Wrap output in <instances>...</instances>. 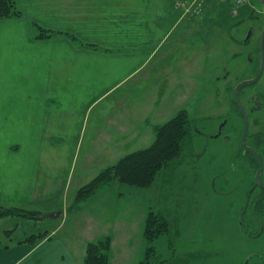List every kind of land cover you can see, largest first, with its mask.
<instances>
[{
    "label": "crops",
    "instance_id": "obj_1",
    "mask_svg": "<svg viewBox=\"0 0 264 264\" xmlns=\"http://www.w3.org/2000/svg\"><path fill=\"white\" fill-rule=\"evenodd\" d=\"M14 3L19 14L0 18V205L63 210L81 152L85 168L96 160L104 169L153 143L161 124L145 100L160 99L141 90L161 67L158 52L175 54L171 36L194 17L178 16L170 0ZM121 220L86 221L81 237L56 236L59 223L34 242H12L5 230L0 264H83L86 243L106 236L109 251L127 249L130 226Z\"/></svg>",
    "mask_w": 264,
    "mask_h": 264
},
{
    "label": "rangeland",
    "instance_id": "obj_2",
    "mask_svg": "<svg viewBox=\"0 0 264 264\" xmlns=\"http://www.w3.org/2000/svg\"><path fill=\"white\" fill-rule=\"evenodd\" d=\"M170 3V10H176L178 16H193L194 24L188 27L191 30L184 24L178 26L170 38L175 54L166 56V48L158 52L155 65L159 62L161 67L158 71L155 66L156 72L148 74L146 81L150 83L145 81L147 85L141 91L148 96L146 99H160L151 105L145 100L146 108L150 106L158 119L154 122L163 124L184 109L203 136L192 132L193 138L185 146L182 162L160 170L150 186L141 188L114 182L71 208L78 188L102 170L96 160L85 168L81 152L65 194L64 217L2 216L1 242L8 241L5 230H12L11 240L16 242L32 234H47L46 230H52L59 223L56 236L81 237L86 221L90 226H100L103 221L115 222L116 218L130 226V247L113 248L109 253L115 259L110 262L137 264L143 260L146 248L139 226L142 229L148 211L152 210L163 212L171 222L168 233L153 244L155 253L165 259L166 264H244L248 256L251 257L248 264H261L264 232L256 237L248 236L238 220L244 193L252 183L251 173L248 177L236 169L232 173L229 165L243 127L232 104V89L255 73L249 53L255 54L256 38L264 28V9L257 0H170ZM198 4L202 7L197 8ZM198 20L200 23H196ZM250 26L253 27L250 40L244 42ZM249 86L241 93L246 109L249 107L246 98L252 89L264 94V69L257 85L251 89L247 88ZM248 117L249 132L264 134V102L260 112ZM224 119L227 122L224 132L231 134L230 140L222 136L209 139ZM86 140L87 136L83 147ZM204 144L209 146L204 154L198 158L188 155L200 152ZM129 150L127 152H131ZM235 185L238 188L234 193H217ZM262 206L264 211V202ZM246 222H251L249 226L255 233L257 228L250 215ZM105 226L109 232L112 225Z\"/></svg>",
    "mask_w": 264,
    "mask_h": 264
},
{
    "label": "trees",
    "instance_id": "obj_3",
    "mask_svg": "<svg viewBox=\"0 0 264 264\" xmlns=\"http://www.w3.org/2000/svg\"><path fill=\"white\" fill-rule=\"evenodd\" d=\"M14 0H0V18L18 15ZM42 35H39L41 37ZM48 36V35H46ZM74 39V36L70 35ZM186 110H180L175 116L154 128V141L147 148L126 154L117 163L102 169L93 179L81 186L71 208L93 195L105 185L114 182L135 187H148L157 173L175 163H181L187 142L193 138L192 123ZM189 153L188 155H191ZM40 211L0 205V217L21 215L38 219ZM171 222L163 212L148 211L143 228L146 243L143 260L137 264H166V260L155 253L154 242L168 233ZM43 234H32L28 241H36ZM110 237L86 243L83 264H109Z\"/></svg>",
    "mask_w": 264,
    "mask_h": 264
},
{
    "label": "flooded vegetation",
    "instance_id": "obj_4",
    "mask_svg": "<svg viewBox=\"0 0 264 264\" xmlns=\"http://www.w3.org/2000/svg\"><path fill=\"white\" fill-rule=\"evenodd\" d=\"M259 35L257 36L256 42H255V52H254L255 54L253 55V53H251V52L249 53L250 60L253 63L252 66H255V70H254L255 73H254L253 77L256 75L258 67H259V56H258V38H259ZM263 69H264V39H263ZM262 73H263V70H262ZM262 73H261V75H262ZM259 79L255 83L250 84V86L247 88L251 89L253 86L255 87V85H257ZM236 85H237V83L235 84V86ZM245 86H242L239 89V98H240V101L242 103L243 109L246 113L247 120H248L247 131L245 133L243 143H242V136L244 133V119H243V115H242L243 113H242L241 109L239 108L238 104L234 100V97H233L234 87L232 89V104L234 105V109H235L236 113L238 112V114L240 115V117L242 119L243 127H242L241 132L238 135V141L235 145V147H237L236 154L234 156V159L230 161L231 164L229 166L231 168L232 173H233L234 169H236L237 171H240V173L245 177H248V173H251L252 183L246 189V191L244 193V196H245L244 202L242 205V209H240V211L238 212V220H239V223L241 225V230L246 235L251 236V237H256V236L261 235V233L264 232V214H263L264 211L262 209V207H263L262 205L264 202V134H262V133H250L249 132V126L250 125H249V119H248L249 117L248 116L251 115L252 113H258L261 111L262 102H264V94H262L258 90L254 91V89H252L251 90L252 92L250 94H248V96L246 98V101L248 102V105H249L248 109H246L245 105L243 104V99H242L243 96L241 95L243 89H245ZM192 123H193L192 129H193L194 133L198 134L199 136H203L202 132L198 129L197 123L196 122H192ZM226 123L227 122L225 119L220 121V123L217 126L216 133L218 132L219 127L222 125L221 134L218 137H214V135L216 133L213 135H210L209 139H218V138H220V136H222L224 140H227V141L230 140L231 134H229L228 132H224V128L226 126ZM202 147L203 148L200 152L193 153L191 155H195V157L198 158L200 155L205 153V149L207 150V147H209V146L207 144H204ZM260 164H261V166H260ZM259 167H261L260 172H259V183H256V176H257ZM237 188H238V185H235L234 187H232L228 191H219L217 193L222 194V195L228 194V193H234ZM247 198H248L247 205H246V208H244L245 199H247ZM260 207H261V209H260ZM243 210H245V211H243ZM248 215L251 216V219L253 220L255 227L257 228V231L255 233H252V231H251V228H250L251 222L249 223L250 226H249L248 222H246V217H248ZM260 229H261V232L259 233ZM250 258L251 257L248 256L246 258L244 264H248ZM261 264H262V259H261Z\"/></svg>",
    "mask_w": 264,
    "mask_h": 264
},
{
    "label": "water",
    "instance_id": "obj_5",
    "mask_svg": "<svg viewBox=\"0 0 264 264\" xmlns=\"http://www.w3.org/2000/svg\"><path fill=\"white\" fill-rule=\"evenodd\" d=\"M257 1L260 3L262 8L264 9V0H257ZM252 31H253V27L250 26L248 28L247 34H246V36L244 38V42L249 41V39L251 37V34H252ZM263 39H264V28L260 32V35H259V38H258L259 67H258L256 75L253 78L244 79V80L240 81L239 83H237V85L234 87V90H233L234 100L238 104L239 108L241 109V111L243 113L242 115H243V119H244V133H243V136H242V143H243V139H244L245 133L247 131L248 120H247L246 113H245V111L243 109L242 103H241L240 98H239V89L242 86L250 85V84L255 83L261 76V73H262V70H263ZM221 131H222V125L219 127V130L214 135V137H218L221 134ZM260 166H261V164H260ZM260 169H261V167H259V170H258V173H257V176H256V183H259V172H260ZM247 200H248V198L245 199L244 208H246ZM243 211H245V210H243ZM62 216H63V211L62 210H58V211H51V212L42 213V214H40L38 216V219H40V218L58 219V218H60ZM262 264H264V254L262 255Z\"/></svg>",
    "mask_w": 264,
    "mask_h": 264
},
{
    "label": "built area",
    "instance_id": "obj_6",
    "mask_svg": "<svg viewBox=\"0 0 264 264\" xmlns=\"http://www.w3.org/2000/svg\"><path fill=\"white\" fill-rule=\"evenodd\" d=\"M196 7H197V8H198V7L200 8V7H202V6H200V4H198ZM192 11H195V10H192Z\"/></svg>",
    "mask_w": 264,
    "mask_h": 264
}]
</instances>
